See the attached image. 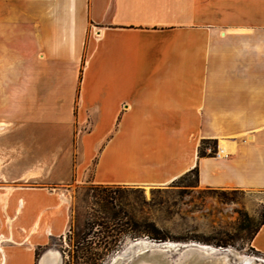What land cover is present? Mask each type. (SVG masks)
Here are the masks:
<instances>
[{"label":"crops","instance_id":"1","mask_svg":"<svg viewBox=\"0 0 264 264\" xmlns=\"http://www.w3.org/2000/svg\"><path fill=\"white\" fill-rule=\"evenodd\" d=\"M0 132V264L66 236L71 184L264 191V0H0Z\"/></svg>","mask_w":264,"mask_h":264},{"label":"rangeland","instance_id":"2","mask_svg":"<svg viewBox=\"0 0 264 264\" xmlns=\"http://www.w3.org/2000/svg\"><path fill=\"white\" fill-rule=\"evenodd\" d=\"M2 134L0 132V138ZM211 146L213 144H206L202 150L209 152ZM98 186L90 183L71 184L68 193V232L63 238L53 240L47 249L40 251V255L53 251L58 254V264H77L73 259L75 242L95 235L97 238L93 239L98 244L101 237V229H94L88 235L89 229L85 225L94 219L99 221V218L114 211L119 217H133L142 228L146 225L145 230L150 235L119 239L117 246L100 264H264V256L251 246L264 219V191L202 189L198 187L194 175L165 188L111 186L106 194ZM155 238H166L162 243L228 249L243 259L184 257L178 251L152 253L135 245L141 242L160 244L161 241ZM223 244L226 246H218ZM93 247L92 251L100 256L107 254L103 246Z\"/></svg>","mask_w":264,"mask_h":264},{"label":"trees","instance_id":"3","mask_svg":"<svg viewBox=\"0 0 264 264\" xmlns=\"http://www.w3.org/2000/svg\"><path fill=\"white\" fill-rule=\"evenodd\" d=\"M210 143L213 144V146L210 147L209 152L207 150H202V147L204 145ZM216 153H217V142L214 140H205L202 142V144L199 147L200 158L213 157L216 155ZM190 175H194L196 177V182H197L199 176L198 167H195L192 171L187 173L182 178L188 177ZM98 187L99 189H102V191L106 194L107 191L111 188V186H103V185H99ZM106 194L104 195V198L107 197ZM110 204L113 209V203L110 202ZM116 220L118 221V223L115 224ZM263 223H264V219L260 224L258 230L263 225ZM85 227L89 229L88 235H91L94 229L97 230L101 229L100 231L101 237L98 238L99 239L98 244L94 242V239L97 238V236L95 235H93L90 238H80V240H77L75 242L73 246L74 248L73 259L76 260L77 264H79V261H82V264H100L101 262L104 261L105 257L108 256L109 253H111L113 249L117 246V242L120 241L119 239L125 238L127 236L140 237L144 235H148V236L150 235V233L147 230H145L146 225L144 226V228H142V225H140L133 217H130L128 215L119 217L118 213H115L114 211L110 215L106 214V216L99 218V221L96 219L91 220V222H88L85 225ZM258 230L256 231V233L258 232ZM155 239L160 240L161 242L166 241V238H155ZM93 245L95 246L100 245V247L103 246L107 254L100 256L98 253L93 252L92 251L94 249ZM218 246L225 247L226 244L218 245ZM69 253H71V251ZM39 256H40V251H37L36 259L39 258Z\"/></svg>","mask_w":264,"mask_h":264},{"label":"bare ground","instance_id":"4","mask_svg":"<svg viewBox=\"0 0 264 264\" xmlns=\"http://www.w3.org/2000/svg\"><path fill=\"white\" fill-rule=\"evenodd\" d=\"M139 249L141 250H150L154 251V250H170V251H175L177 252L179 249L181 250V246L183 247V250L179 252V255L181 254L184 257L187 256H191L193 253L189 250V247H191L192 245H177L174 243H170V242H166L163 244H148V243H137L135 244ZM204 250L207 252L208 255L215 257L218 254V252H224L223 254H225L224 256H221L220 259H227V260H240L243 259L242 257L237 256L236 254H234L232 251L225 249V250H218V249H211L209 247H206L203 245ZM253 260V259H252ZM58 261V254L56 252H52L50 251L49 253H47L46 255H44L42 261L40 264H57ZM252 262V261H250Z\"/></svg>","mask_w":264,"mask_h":264},{"label":"water","instance_id":"5","mask_svg":"<svg viewBox=\"0 0 264 264\" xmlns=\"http://www.w3.org/2000/svg\"><path fill=\"white\" fill-rule=\"evenodd\" d=\"M161 244H163L162 242H160ZM184 246H181V250L179 249L178 252L183 250ZM189 250L193 253L191 256H197L199 258H203V259H220L221 256H224L225 254H223L224 252H218V254L215 257H212L210 255L207 254V252L204 250L203 245H193L191 247H189ZM150 251V250H147ZM152 253H161V254H169V253H173L175 251H170V250H154L151 251ZM115 264V262H114Z\"/></svg>","mask_w":264,"mask_h":264}]
</instances>
